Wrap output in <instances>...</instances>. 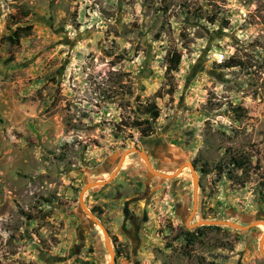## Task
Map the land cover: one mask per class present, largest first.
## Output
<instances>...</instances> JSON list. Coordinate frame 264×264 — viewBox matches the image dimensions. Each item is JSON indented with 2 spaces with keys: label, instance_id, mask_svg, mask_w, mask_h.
Segmentation results:
<instances>
[{
  "label": "rangeland",
  "instance_id": "rangeland-1",
  "mask_svg": "<svg viewBox=\"0 0 264 264\" xmlns=\"http://www.w3.org/2000/svg\"><path fill=\"white\" fill-rule=\"evenodd\" d=\"M134 148L182 173L130 153L84 194L117 233L149 188L115 264H264L262 225L194 226L264 222V0H0V264H109L79 194Z\"/></svg>",
  "mask_w": 264,
  "mask_h": 264
},
{
  "label": "flooded vegetation",
  "instance_id": "flooded-vegetation-1",
  "mask_svg": "<svg viewBox=\"0 0 264 264\" xmlns=\"http://www.w3.org/2000/svg\"><path fill=\"white\" fill-rule=\"evenodd\" d=\"M151 138V135L150 136H148V137H142V139H144V140H146V139H150ZM146 141H148V140H146ZM145 154V156H146V158H147V160H148V162H149V164H150V166H151V168L154 170V171H156V172H159V173H163V174H167V173H164V171L163 170H161L162 168H160V163H158V161H159V159H157V160H155L154 158H155V154H154V152L151 150V152L150 153H147V152H145L144 153ZM140 158V157H139ZM124 159H126V158H124ZM141 159V161H142V158H140ZM124 161L125 160H123V163H124ZM151 161V162H150ZM152 161H157V163H152ZM144 162V161H143ZM118 163L119 162H117L115 165H114V167H115V169H117V167H118ZM145 163V162H144ZM192 165H193V167L195 166V163H192ZM144 166L146 167V164H144ZM180 166H178V168H179ZM122 167L120 166L119 168H118V171H117V173H119V171H120V169H121ZM177 168V169H178ZM186 168V167H185ZM146 169H147V167H146ZM176 169V170H177ZM175 170V171H176ZM147 172L149 173V174H151L150 172H149V170L147 169ZM116 173V174H117ZM182 172H180L179 173V175L181 174ZM194 173V172H193ZM196 173V172H195ZM115 174V175H116ZM152 175V174H151ZM153 177H157V176H155V175H153ZM159 178V177H158ZM195 179H196V177H194ZM194 178H193V183H194ZM161 179V178H160ZM108 184V183H107ZM106 184V185H107ZM144 186V190L145 191H143V193L141 194V196L139 197V199H136V202H132V203H125V205H123L122 206V209H121V213H122V216H123V219H122V221H121V223L117 226V229H116V231H117V233H112L111 232V229L107 226V224L108 223H106V221L105 220H103V219H101V213L99 214V211L97 212V211H95L94 210V207H91L90 209H89V212L98 220V222L104 227V229H105V231H106V233H107V237H108V244H109V246H110V248L112 249V251H113V253H114V262H113V264H115V259H116V257H118V256H120L121 254H122V247H123V243H124V241L121 239V237H127L128 239L130 238L129 237V235H131V234H135V239L137 240V242L139 241V236L138 235H140V233L142 232V230H144V229H142L141 230V223L143 224H145L146 222H147V213H146V211H145V209L143 208V209H141V215H136L137 214V209L136 208H132V209H129L128 207L130 206V205H132V204H134V203H137V202H139L140 201V199H145V202H147L148 203V201H149V199H148V197H146V195H147V191H148V187H147V184L146 183H144L143 184ZM105 186V185H104ZM142 200V201H143ZM103 209V208H102ZM87 216V215H86ZM88 217V216H87ZM90 219V218H89ZM91 220V219H90ZM140 220V221H139ZM92 221V220H91ZM185 222V221H184ZM91 225L93 226V227H95L96 228V230H97V232H99L100 234L102 233L101 232V230H100V228L92 221L91 222ZM92 228V227H91ZM88 230V229H87ZM103 235V234H102ZM184 235V234H183ZM103 239H104V236H103ZM105 241V240H104ZM106 244V243H105ZM106 249H107V246H106ZM107 251H108V249H107ZM109 254V253H108ZM110 262V261H109Z\"/></svg>",
  "mask_w": 264,
  "mask_h": 264
},
{
  "label": "water",
  "instance_id": "water-1",
  "mask_svg": "<svg viewBox=\"0 0 264 264\" xmlns=\"http://www.w3.org/2000/svg\"><path fill=\"white\" fill-rule=\"evenodd\" d=\"M130 153L138 154L139 157H141L144 160V162L146 164V167L149 170V172L152 175H155V176H157V177H159L161 179H168V180L174 179L177 175H179L180 168H181V167H179L174 173H172L170 175L156 172V171H154L151 168V166H150L145 154L140 152L138 149L134 148V149H130V150L126 151L125 155H123L120 158L116 171H114L113 173H111V175H109L110 177H108L107 181L88 182L82 187V189L80 191V194H79V199H78L79 200V206L81 207L82 211L100 228V230H101V232H102V234L104 236V240H105V243H106V246H107V249H108V253H109V256H110L109 264H113V262H114V253H113L112 249L109 247L107 233H106L104 227L98 222V220L83 205L82 197L84 196V194L89 189L94 188V187H101V186L106 185L108 183L109 179L112 178V176L114 177V175L117 173L118 168L120 167V165L122 164V162L124 160V157H126ZM186 164H187V167H189L190 170L192 172H194L193 165L191 163H186ZM193 178H194V176H193ZM196 188H197V182L194 181V192L196 191ZM254 223H258L259 225H262L264 227V222L263 221H256V222H253V223H251V224H249L247 226H243V225H238L236 223H232V222H229V221H219V220H216V221H199V222L195 223L194 226L195 227H198V226H216V227L224 226V227H230V228H233V229H237V230H240V231H247V230H249L252 227V225ZM263 241H264V231H263V233H262V235L260 237V241H259V252L262 255V257H264Z\"/></svg>",
  "mask_w": 264,
  "mask_h": 264
},
{
  "label": "trees",
  "instance_id": "trees-1",
  "mask_svg": "<svg viewBox=\"0 0 264 264\" xmlns=\"http://www.w3.org/2000/svg\"><path fill=\"white\" fill-rule=\"evenodd\" d=\"M30 32H31V27L30 26H26V27H23V28H17L13 32L12 36L11 37H7V38L10 41H14V42L18 43V41H19V39L21 37L28 36ZM177 63H179L177 60L176 61H173L172 59H170V61L167 60V66L165 68V75L166 76H169V75L172 74V72L176 71ZM145 112H146V114H148L152 118V120L157 119L158 116H159L158 107L156 106V104L154 102H149L148 104H146ZM131 126L133 128H135V129L139 130L142 137H148L153 132V129H152L151 125H150V122L147 121V120L146 121H135V122L132 123ZM228 164H233L237 168H240V167H242L243 162H241L239 160H236V159H231L230 161H228ZM81 264H93V263H90V262H87V261H83V262H81Z\"/></svg>",
  "mask_w": 264,
  "mask_h": 264
},
{
  "label": "bare ground",
  "instance_id": "bare-ground-1",
  "mask_svg": "<svg viewBox=\"0 0 264 264\" xmlns=\"http://www.w3.org/2000/svg\"><path fill=\"white\" fill-rule=\"evenodd\" d=\"M194 181H196V179H194ZM110 247V246H109Z\"/></svg>",
  "mask_w": 264,
  "mask_h": 264
}]
</instances>
